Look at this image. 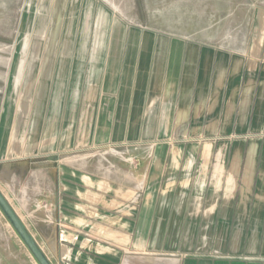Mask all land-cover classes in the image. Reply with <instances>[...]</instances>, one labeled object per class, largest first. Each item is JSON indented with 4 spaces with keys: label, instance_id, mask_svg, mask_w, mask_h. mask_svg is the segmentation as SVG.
<instances>
[{
    "label": "crops",
    "instance_id": "crops-1",
    "mask_svg": "<svg viewBox=\"0 0 264 264\" xmlns=\"http://www.w3.org/2000/svg\"><path fill=\"white\" fill-rule=\"evenodd\" d=\"M157 49L150 90L146 78L93 71L75 146L190 128L210 137L206 150L102 151L90 161L71 150L68 125L61 152L20 143V163L4 166L19 187L0 189L51 264H264V40L233 56L183 41ZM3 143L0 160L12 152ZM23 219H39L36 229Z\"/></svg>",
    "mask_w": 264,
    "mask_h": 264
},
{
    "label": "rangeland",
    "instance_id": "rangeland-1",
    "mask_svg": "<svg viewBox=\"0 0 264 264\" xmlns=\"http://www.w3.org/2000/svg\"><path fill=\"white\" fill-rule=\"evenodd\" d=\"M263 24L264 0H0V144L13 148L9 158L0 160V187L7 193L19 187L4 166L20 163V143L34 145L33 154L61 152L68 125L71 150L90 155V161L92 153L102 151L206 150L210 137H198L190 128L156 129L143 143L99 147L86 142L78 149L88 79L93 71L101 79L111 73L118 81L129 73L134 80L146 78L150 90L160 42L183 41L242 55L252 50L254 40H264ZM145 41L153 46L150 53ZM74 72L77 80H72ZM166 88L164 82L159 85ZM137 130L142 136L144 129ZM23 220L35 230L39 219ZM0 264H39L1 208Z\"/></svg>",
    "mask_w": 264,
    "mask_h": 264
},
{
    "label": "water",
    "instance_id": "water-1",
    "mask_svg": "<svg viewBox=\"0 0 264 264\" xmlns=\"http://www.w3.org/2000/svg\"><path fill=\"white\" fill-rule=\"evenodd\" d=\"M0 208L9 219L11 224L14 226L22 240L25 242L34 258L39 264H51L49 259L46 257L42 249L39 247L35 239L32 237L31 233L26 228L22 219L18 216L6 196L0 189Z\"/></svg>",
    "mask_w": 264,
    "mask_h": 264
},
{
    "label": "bare ground",
    "instance_id": "bare-ground-1",
    "mask_svg": "<svg viewBox=\"0 0 264 264\" xmlns=\"http://www.w3.org/2000/svg\"><path fill=\"white\" fill-rule=\"evenodd\" d=\"M253 151H254V148H253Z\"/></svg>",
    "mask_w": 264,
    "mask_h": 264
}]
</instances>
